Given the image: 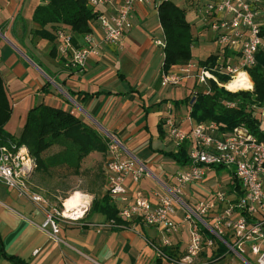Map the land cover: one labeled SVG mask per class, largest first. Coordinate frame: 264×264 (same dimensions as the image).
<instances>
[{"label":"crops","instance_id":"1","mask_svg":"<svg viewBox=\"0 0 264 264\" xmlns=\"http://www.w3.org/2000/svg\"><path fill=\"white\" fill-rule=\"evenodd\" d=\"M47 1L0 0V70L12 104V117L6 129L19 136L25 124L22 118L41 104L70 112L104 139L116 138L126 150V158L137 159L147 166L149 176L138 183L128 179L126 188L130 196L141 191L156 203L169 193L174 176L186 167L173 158L178 149L168 137L164 120L170 117L182 129H189L190 107L184 100L193 96L199 85L194 78L183 80L175 87L161 85L164 55L163 48L156 44L161 40L151 39L143 28L150 8L157 11L153 5L137 7L133 29L126 35L121 49L110 48L103 57L90 58L87 67L80 71L72 69L58 51L51 54L53 47L57 50L56 40L52 44L33 34L37 29L32 21L33 12ZM193 35L196 43L191 62L220 55L215 34L202 44L199 36ZM181 67L174 66L169 72H177ZM106 159L107 155L90 154L82 163L81 175L74 177V185L62 189L68 195L80 194L73 207L78 217L59 221L56 238L50 228H41L46 214L41 207L2 187L3 251L26 264H176L188 246L187 229L169 235L141 223L111 228L104 215L89 212L95 196L107 191ZM210 171L204 181L188 187V195L198 199L211 197L214 191L208 194L200 189L209 180ZM37 180L38 173L32 178L33 191L46 199L49 206L54 205L49 189L33 184ZM165 239H169L170 246L163 245ZM0 264H14L1 254V248Z\"/></svg>","mask_w":264,"mask_h":264},{"label":"built area","instance_id":"2","mask_svg":"<svg viewBox=\"0 0 264 264\" xmlns=\"http://www.w3.org/2000/svg\"><path fill=\"white\" fill-rule=\"evenodd\" d=\"M172 1L87 0L88 6L99 12L91 31L76 44L68 28L58 27L54 32L57 51L72 69L82 71L90 58L103 57L110 48H122L126 35L133 29L138 6L153 5L157 9L163 2ZM201 12L207 16L218 45L237 55L234 54L229 64H224L221 59L207 66L190 62L177 72H164L161 85L175 87L183 80L194 78L206 93L210 92L211 81L231 92L252 91L253 87L232 91L227 86L239 72L248 75L247 68L256 64L257 53L264 52L261 29L264 0L210 1ZM156 44L165 47L164 41ZM218 75L230 76L231 80L222 84ZM262 116L264 118V109ZM188 122L190 127L184 130L172 118L164 120L168 137L177 149L189 143L190 163L174 176L169 193L156 203L141 191L132 196L128 194L127 180L140 182L149 176L148 168L137 159L126 158V150L116 138H106L107 191L118 210V218L126 223L152 226L169 235L187 229L188 246L176 264H264V142L244 125L225 134L219 133L214 123H196L190 116ZM218 167L232 171L239 191L231 187L219 189L206 199L187 194L190 185L201 183L210 170ZM36 169V159L26 146L0 145V189L14 190L41 207L46 213L41 228H50L56 238L59 221L74 220L78 214L73 211L68 215L65 207L49 206L46 199L33 191L30 180ZM108 225L124 228L114 220ZM170 244L169 239L163 242L164 246ZM205 256L210 260L201 262Z\"/></svg>","mask_w":264,"mask_h":264},{"label":"trees","instance_id":"3","mask_svg":"<svg viewBox=\"0 0 264 264\" xmlns=\"http://www.w3.org/2000/svg\"><path fill=\"white\" fill-rule=\"evenodd\" d=\"M157 12L165 42L162 68L165 73H168L174 66H184L191 62L196 38L192 33V27L186 18L184 9L177 7L173 2H163L158 6ZM98 14V11L88 6L87 0H48L47 4L37 6L33 12L32 21L37 25L33 34L53 44L56 40L54 32L62 26L72 32L74 43L77 44L84 34L91 31V26ZM262 19L261 29L262 35H264V15ZM56 52V48L53 47L51 54L55 55ZM220 52L222 57L210 55L207 59L199 61L198 65H214L220 59L224 64H229L236 54L221 47ZM247 73L253 83L252 91L231 92L213 81L210 82L209 93L204 92L198 86L193 96L184 100L190 107L189 116L192 120L196 123H214L218 127V132L225 134L244 125L258 140L264 142V131L261 128V124L264 122L262 116L264 109L263 51L257 53L256 64L247 68ZM218 80L220 83L226 84L231 80V77L218 75ZM46 89L44 88V90ZM69 93L72 94L70 91ZM228 104H233V106H228ZM11 117L12 104L0 70V145L15 143L29 149L30 154L37 162V169L34 173H38L37 185L39 188L44 186L49 189L52 201L58 199L59 196H62L64 200L68 198L66 193L59 194L62 189L68 186L71 178L81 175L82 163L86 157L94 152L107 155L106 139L70 112L43 104L35 106L28 112L19 136L12 135L6 129ZM159 130L163 133L162 125H159ZM188 147L189 143L181 145L173 155L174 160L181 166H187L190 163ZM56 169L64 170L65 174L54 175ZM32 178L30 180L31 187ZM55 180L57 181L55 182ZM232 181L230 187L239 191L240 187L234 176H232ZM32 188L35 190L34 187ZM58 204L61 208V201ZM89 212L102 214L108 221L114 220L124 227L133 224L118 218V210L111 202L108 191L100 197L95 196ZM0 248L1 254L12 263L26 264L18 257L8 256L3 251L1 241ZM164 251L168 252L167 249ZM212 263L210 262V264Z\"/></svg>","mask_w":264,"mask_h":264},{"label":"rangeland","instance_id":"4","mask_svg":"<svg viewBox=\"0 0 264 264\" xmlns=\"http://www.w3.org/2000/svg\"><path fill=\"white\" fill-rule=\"evenodd\" d=\"M172 2L177 7L185 10L186 18L188 19L189 23L191 24L193 33L195 35H198L200 38L199 44L204 43L205 39H207L211 36H214V33L211 30V27H209V23H208L209 20H208L207 16L201 12L203 7L208 2H210V0H173ZM149 12H150V14L147 17L148 21L145 23V25H143V28L146 30V32H149L148 36L151 39H154V40L159 39L163 42L164 36H163V32L159 26L158 12L155 11L152 7L150 8ZM159 47H161V46H159ZM197 50H198V46H196V48L193 51L195 55L197 53ZM202 58L203 57H201V59ZM20 120H21V118L19 119V127L21 128L22 125L20 124ZM22 120L26 121V117L24 116L22 118ZM263 120H264V118H263ZM261 128L264 131V122H262ZM7 130H9L11 133H13V131L10 128H8ZM57 174L62 176L65 174V171L60 170V169H56L54 171V175H57ZM56 181L57 180H55V182ZM74 181H75V178H71L69 183H68V186L72 187L74 185ZM232 182H233L232 181V171L229 168H221V169H215L214 168L210 171L209 180L207 182L203 183L200 186V189L203 192H207L208 194H210L212 191L216 192L219 189H229L230 184ZM33 184H37V182L33 181ZM66 194L69 198L73 193H71V195H68V193H66ZM59 195H64V194H62V192H61ZM194 198H198V197L194 196ZM59 201H61V203L64 202V199L62 198V196H59L58 199L53 201V204L57 205L59 207V204H58ZM61 208H63V206H61Z\"/></svg>","mask_w":264,"mask_h":264},{"label":"bare ground","instance_id":"5","mask_svg":"<svg viewBox=\"0 0 264 264\" xmlns=\"http://www.w3.org/2000/svg\"><path fill=\"white\" fill-rule=\"evenodd\" d=\"M228 89L235 91L239 88L248 89L253 87L251 80L249 79L248 75L245 72H239L236 75V79L228 84ZM80 197L79 193H73L68 199H66L65 206H66V213L68 215H72V212L75 208H73L78 203V199Z\"/></svg>","mask_w":264,"mask_h":264}]
</instances>
